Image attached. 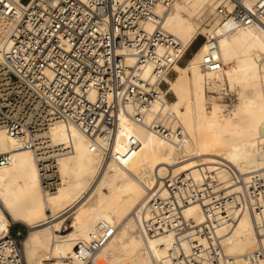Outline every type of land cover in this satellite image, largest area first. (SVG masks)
<instances>
[{
  "label": "built area",
  "instance_id": "obj_1",
  "mask_svg": "<svg viewBox=\"0 0 264 264\" xmlns=\"http://www.w3.org/2000/svg\"><path fill=\"white\" fill-rule=\"evenodd\" d=\"M175 2L0 0V16L10 22L0 45V127L34 151L46 191L60 183L57 157L74 150L70 143L54 142L51 129L57 123L80 129L91 150L105 159L120 158L138 146L129 137L120 151V121L127 115L141 121L162 100L166 76L186 53L157 13L159 6L168 10ZM214 16L226 30L264 26V0H227ZM202 64L208 71L223 67L215 39ZM148 67L151 71L145 75ZM150 127L167 139L183 137L167 114H157ZM11 159V154L0 153V165ZM230 171L227 187L206 170L200 181L188 171L168 174L137 210L146 236L172 234L168 257L173 264H242L224 251L218 227L233 226L245 211L256 221L259 241L243 264H264V169L247 178L231 167ZM195 202L204 214V221L196 225L184 216V208ZM13 227L0 240V264H27L24 235L14 234ZM115 232L113 223L100 219L90 239L76 245V257L93 264ZM186 239L189 251L183 244Z\"/></svg>",
  "mask_w": 264,
  "mask_h": 264
},
{
  "label": "bare ground",
  "instance_id": "obj_2",
  "mask_svg": "<svg viewBox=\"0 0 264 264\" xmlns=\"http://www.w3.org/2000/svg\"><path fill=\"white\" fill-rule=\"evenodd\" d=\"M226 1L176 0L171 9L157 8L164 28L178 38L184 52L199 34L207 35V39L185 65L175 63L178 75L175 79L166 76L168 87L162 90V100L141 121L122 117L120 151L125 150L124 141L129 137L137 140L138 146L120 158L105 159L102 153L91 150L89 138L80 129L57 123L51 129L54 142L70 143L74 150L57 157L60 183L54 191H46L34 151L0 127V153L12 156L10 162L0 165V240L14 224L25 225L28 230L22 243L27 264H43L46 256L54 259L52 264H84L76 257L75 247L90 239L100 219L113 223L116 232L94 256L93 264L102 258L109 259L110 264H173L168 257L172 234L146 236L136 216L161 178L188 171L200 181L202 170H206L227 187L230 167L244 178L264 169V26L226 30L214 16ZM207 11L215 19L209 28L204 25ZM9 26V20L0 16V45ZM212 39L224 63L216 71L205 70L202 64ZM150 71L148 67L145 75ZM226 78L249 90L242 96L247 114L241 121H235V112L207 95L206 88L215 87L216 79ZM169 91L176 95L175 100L167 99ZM161 113L182 129L181 139H167L151 129L152 121ZM70 215L72 229L63 234ZM184 216L195 225L204 221L198 202L186 206ZM218 234L224 251L242 264L259 241L256 221L248 211L233 226L220 225ZM183 244L189 251L188 239Z\"/></svg>",
  "mask_w": 264,
  "mask_h": 264
},
{
  "label": "rangeland",
  "instance_id": "obj_3",
  "mask_svg": "<svg viewBox=\"0 0 264 264\" xmlns=\"http://www.w3.org/2000/svg\"><path fill=\"white\" fill-rule=\"evenodd\" d=\"M213 14H211L209 11L206 12V15H204V25L206 27H210L209 23L214 22L215 19L211 18ZM207 39V35L204 34H199L197 38L192 42V44L189 46V48L186 50V53L184 57L182 58V61L179 63L181 66L185 65L188 61V59L193 55L194 51L197 49V47L204 42ZM178 75V71L175 68V70L171 73L169 76L171 79H175L176 76ZM217 84L213 88H206L207 90V95L210 97H214L216 101L224 108L227 109L228 111H233L236 113L234 116L235 121H241L244 119L246 116V110L243 108L241 104L242 96L249 94V90L246 87H243L240 84L237 83H231L227 78L224 81H221L220 79H216ZM168 87V84H167ZM166 87V88H167ZM176 95L169 91L167 93V99L169 101L175 100ZM50 213V211H49ZM73 215H70L66 222L65 225H63L62 228V233H68L72 228H71V221H72ZM13 233L16 235H26L27 233V227L21 223H16L13 225ZM23 236V237H24ZM54 259H52L51 256H46L43 260V264H52ZM99 264H110L109 259L107 258H102Z\"/></svg>",
  "mask_w": 264,
  "mask_h": 264
}]
</instances>
